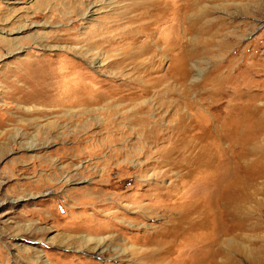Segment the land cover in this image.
I'll list each match as a JSON object with an SVG mask.
<instances>
[{"label": "rangeland", "instance_id": "obj_1", "mask_svg": "<svg viewBox=\"0 0 264 264\" xmlns=\"http://www.w3.org/2000/svg\"><path fill=\"white\" fill-rule=\"evenodd\" d=\"M253 146L264 0H0V264H264Z\"/></svg>", "mask_w": 264, "mask_h": 264}, {"label": "bare ground", "instance_id": "obj_2", "mask_svg": "<svg viewBox=\"0 0 264 264\" xmlns=\"http://www.w3.org/2000/svg\"><path fill=\"white\" fill-rule=\"evenodd\" d=\"M179 5V4H178ZM187 6V5H186ZM185 7V6H184ZM179 8V7H178ZM188 8V7H187ZM149 37V36H148ZM183 37V36H182ZM158 39V38H157ZM183 42V41H182ZM168 44V43H167ZM174 44V43H173ZM183 46H185V45H183ZM188 47V46H187ZM194 48V47H193ZM191 49H192V47H191ZM160 52V51H159ZM194 52V51H193ZM182 62V61H181ZM230 69V68H229ZM197 70V75H199L201 72H200V69H196ZM183 71V70H182ZM177 72V71H176ZM171 73V72H170ZM175 73V72H174ZM183 74H184V71L182 72ZM228 75V74H227ZM158 78V77H157ZM196 80V79H195ZM157 85L158 84H160V78H159V80L157 81V83H156ZM186 84V83H185ZM182 85H184V84H182ZM145 86V85H144ZM145 87H147V86H145ZM149 89V88H148ZM145 91V90H144ZM148 92H149V90H148ZM145 94V93H144ZM181 95V94H180ZM160 97V96H159ZM150 98V97H149ZM154 99V98H153ZM194 99V98H193ZM189 102V101H188ZM187 104V103H186ZM192 107V106H191ZM141 120V119H140ZM147 118H143L142 119V121H143V123H145L146 124V122H147ZM140 123H142V122H140ZM156 123V122H155ZM156 127H158V126H156ZM160 127V126H159ZM186 128V127H185ZM237 128V133H239L240 132V128L237 126L236 127ZM251 128V127H250ZM160 129V128H159ZM158 129V130H159ZM148 131V141H150V142H153V143H157L158 141H159V139L160 138H157V137H154V136H157V133H155L156 132V130H157V128H155V127H152V126H149V128L147 129ZM157 130V131H158ZM160 132V131H159ZM170 132V131H169ZM152 134H153V136H152ZM202 134V133H201ZM158 135H160V134H158ZM200 136V135H199ZM146 137V136H145ZM158 137H160V136H158ZM142 138V137H141ZM140 138V139H141ZM182 138V137H181ZM217 138V137H216ZM199 139V138H198ZM201 139V138H200ZM225 138H224V135H221L217 140H218V142L220 143V145H221V142L224 140ZM228 139V138H227ZM34 140V139H33ZM203 141V140H202ZM224 143V142H223ZM225 144V143H224ZM35 145H30V147H34ZM199 146V145H198ZM207 146V145H206ZM221 146H223V148L222 149H224L225 147H224V145H221ZM127 147V146H126ZM250 147H252V146H250ZM249 148V147H248ZM125 149V148H124ZM253 149H255L254 151H260V152H263L264 150H262L261 149V147H257V146H253ZM253 149H251V151H253ZM210 151V150H209ZM253 151V152H254ZM247 152L248 153H250L249 152V150H247ZM209 154V153H208ZM200 155V154H199ZM205 155V154H204ZM203 157V156H202ZM201 157V158H202ZM246 157V156H245ZM243 154H241V155H239V154H237V155H235L234 156V160H236L238 163H240V165L242 164V165H244V162H245V160H243ZM197 159V158H196ZM203 159H206V158H203ZM202 159V160H203ZM214 160V159H213ZM206 165H209V164H207V163H205L204 161L203 162H201V164H200V166H205L206 167ZM211 165V164H210ZM244 167H246V165H244ZM240 169V168H239ZM189 172L191 173V172H194L192 169H190L189 170ZM240 173V172H239ZM241 177V179H242V176H240ZM256 177V176H255ZM235 179H238V177H236ZM240 179V180H241ZM243 180V179H242ZM238 181V180H237ZM238 182H240V181H238ZM209 183H210V181H209ZM242 183V182H241ZM245 183V182H244ZM249 183V182H248ZM252 184V183H251ZM234 185V187H233V190L236 188V186H235V184H233ZM237 185V184H236ZM243 185V184H242ZM245 185V184H244ZM246 186V185H245ZM248 186V185H247ZM244 188V187H243ZM259 188V187H258ZM227 189H228V187H227ZM257 189V188H256ZM225 190V189H224ZM230 190H232V189H230ZM245 190V189H244ZM244 190H242V191H244ZM250 190V189H249ZM226 191H228V190H226ZM235 191V190H234ZM240 191V190H239ZM237 192L238 193V195H236V194H234V198L232 199V200H228V197L226 196V198H224V200H223V197L221 198L223 201L220 203L219 202V207L218 208H224L225 206L227 207V205L230 207V209H232V207H233V205H238L239 206V204L241 205H243V203H241L242 202V199H243V197L245 196L244 194H242V193H240V192ZM251 191V190H250ZM223 192H225V191H223ZM230 192V191H229ZM245 192V191H244ZM245 193H247V192H245ZM224 194V193H223ZM255 194V193H254ZM257 194H259V193H257ZM251 195V194H250ZM256 195V194H255ZM250 197V196H249ZM245 198V197H244ZM248 199V197L246 198V200ZM254 199V198H253ZM249 200V199H248ZM219 201V200H218ZM198 203V202H197ZM240 208V207H239ZM217 209V208H216ZM241 209V208H240ZM252 210V209H251ZM194 211V210H193ZM198 211V210H197ZM227 211V210H226ZM192 212V211H191ZM218 212V211H217ZM216 212V213H217ZM241 212V211H240ZM242 213V212H241ZM238 214H239V211H238ZM228 215V214H227ZM191 217V216H190ZM227 217V216H226ZM238 217V216H237ZM193 218V217H192ZM85 240V239H84ZM94 240H93V238H87V242H93ZM101 241V240H100ZM100 241H98L97 243H96V245L93 247V249H95V250H97V251H99L101 254L103 253V252H105L106 251V249L105 248H108V247H106V244L105 243H101ZM85 243V242H84ZM83 243V244H84ZM92 244V243H91ZM86 245V244H85ZM88 246H89V244H88ZM89 248V247H88ZM46 264V263H45Z\"/></svg>", "mask_w": 264, "mask_h": 264}]
</instances>
